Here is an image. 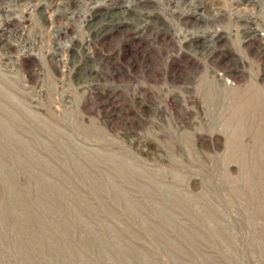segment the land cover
Listing matches in <instances>:
<instances>
[{
	"label": "rangeland",
	"instance_id": "obj_1",
	"mask_svg": "<svg viewBox=\"0 0 264 264\" xmlns=\"http://www.w3.org/2000/svg\"><path fill=\"white\" fill-rule=\"evenodd\" d=\"M0 264H264V0H0Z\"/></svg>",
	"mask_w": 264,
	"mask_h": 264
}]
</instances>
